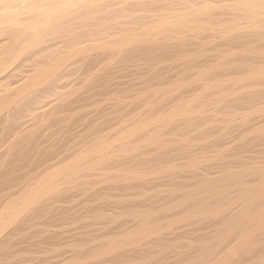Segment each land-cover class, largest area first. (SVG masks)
I'll return each mask as SVG.
<instances>
[{"label":"rangeland","instance_id":"obj_1","mask_svg":"<svg viewBox=\"0 0 264 264\" xmlns=\"http://www.w3.org/2000/svg\"><path fill=\"white\" fill-rule=\"evenodd\" d=\"M218 25L213 24L210 36L196 31L195 38L194 33L185 34V42L176 41L170 61H125L124 54L111 52L113 57L109 52V58L108 51L105 55L96 51L102 61L87 70L85 61L98 60L94 50L66 58L60 64L64 68L59 65L56 76L39 83L35 94L15 98L9 111L0 113V264H201L209 247L228 233L237 235L210 264L260 260L264 200L248 215V224L240 225L238 218L251 202L244 190L259 184L252 173L264 167V83L248 80L250 72L264 67V49L260 50L264 38L260 46L246 43L247 49L237 40L234 48L233 41L239 37L229 38L235 44H227L230 48L218 46L224 36H230L216 32ZM212 38L217 41L214 46ZM250 44H258L259 51L256 46L251 50ZM179 46L187 51L179 52ZM190 46H195L198 56ZM76 58L83 60L84 65L79 64L83 70L75 69L81 68L80 59L77 66L73 63ZM22 63L26 69L20 63L13 72L21 80L32 68ZM64 63L73 65L66 70ZM17 71L22 74L18 76ZM217 83L222 86L208 88ZM197 98L202 102H196ZM61 104L62 110L54 112V106ZM185 108H191L190 116L179 113ZM176 111L175 121L157 123L159 116ZM8 124L15 128L11 133ZM141 124H149L148 129L127 136ZM102 140L112 141L113 148L84 159L76 171L54 176L56 188L33 197L51 171L64 170L68 162L81 152L91 153ZM49 164L53 166L43 171ZM90 164L96 167L89 169ZM200 203L207 205L206 212ZM226 214L232 223L222 219Z\"/></svg>","mask_w":264,"mask_h":264},{"label":"bare ground","instance_id":"obj_2","mask_svg":"<svg viewBox=\"0 0 264 264\" xmlns=\"http://www.w3.org/2000/svg\"><path fill=\"white\" fill-rule=\"evenodd\" d=\"M225 2H227V0H0V87H1L0 88V113L3 110H5V112H7V110H8L7 108H9L10 105L12 104L11 102L14 100H17L15 98H18L19 96L25 98V96H27L28 94H31V92L36 91V87H38L39 83L41 84V82L44 79L53 77V75L55 74L56 68L60 64H63L62 62L64 59H65L64 62L66 63L67 62L66 58L69 59L72 56H75L79 53L84 54L83 53L84 51L85 52L89 51V53H90V51L94 50L93 53H95L96 55H97L96 51L99 52V54L101 52L106 53L108 51V55H109V52H110V54H111V52H116L115 55L111 54V56H113V55L116 56L117 53H121L122 56L124 54L123 57H125V55H126L125 58H127L126 60L123 59L125 61H128V59L129 60L131 59L130 61H132V58H133V60L138 58V59L144 60V61L151 60L152 62L160 63L162 61L172 59L175 56L176 53L174 51L178 45L177 44L178 42H176V41H179V39L181 41L186 40V39H183L185 34L190 35V32H191V34H193L194 31H196L201 35H207L210 31L214 30L212 27L213 24H215V23L217 24L218 22H220L221 25H218V26H220V28L219 29L217 28L215 31L220 32V34L224 33V34H228L230 36L227 39V36L223 35L226 39H224V40L222 39V42H218L217 45L218 44L219 45H223V44L227 45L230 43V41H232L230 39L234 40L235 38L239 37L238 39H235L233 42L235 44L237 41H238V43L240 42V44H241V45L239 44L240 47H244L243 45H246L245 48L246 49H247V47L249 48V44H248V46L246 44L248 42L252 43L253 45H254V43L258 42L259 45L255 44V46L256 45L260 46V44H261L260 42H262V40L260 41V39L264 38V13H262L259 8L235 9V8H223V7L213 8V7L201 6V5H211L213 3L223 4ZM181 5H184V6H181ZM224 22H227L225 24L230 23L231 25H225V24H223ZM221 26H223V27L221 28ZM214 27H215V25H214ZM245 27H246V29H245ZM242 28H244L245 31L242 30ZM210 33L208 34L209 36H210ZM194 34L196 35L197 33H194ZM199 34H197V35H199ZM233 34H235L237 36L235 37V35H234V37H233ZM197 35L196 36L193 35L194 38L197 37ZM257 37H259V38H257ZM189 38L194 40L193 37H189ZM218 39H219V37H218ZM213 40H214L213 41V46H214V42L216 41V39H213ZM225 40H228V41L230 40V41L226 42ZM181 41H180V43H181ZM218 41H220V39ZM263 41H264V39H263ZM183 42H185V41H183ZM233 42H231L230 44H234ZM194 43H196V42H194ZM194 43H192V44L195 45ZM262 43L264 45V42H262ZM182 44H184V43H182ZM182 44H180V45H182ZM252 44H250V45H252ZM211 45H212V43H211ZM234 45H232V46L234 47ZM236 45L234 48L238 47V45L237 46ZM263 45L261 44L262 47H260V48H262V49H260V50L264 49ZM188 46H189V44H188ZM218 46H217L216 50L219 54L220 51H218V50H220V47L218 48ZM255 46L251 47V50H255V49H253V48H255ZM258 46H256V49L259 48ZM179 47H181V46H179ZM182 47L180 48L179 52H181L182 50H184L186 48V47H184V48H182ZM190 47H192V46H190ZM194 47H192V50H194L193 49ZM233 47H231V48H233ZM202 49L203 48H200L201 51H202ZM200 50L198 49L199 52H200ZM257 50L255 52H257ZM195 51L196 50H194L192 52V54H194ZM46 52L48 54L50 53L51 56H48V54ZM188 52H185V53L188 54ZM43 53H44V55L47 54L48 59H47V56H43ZM105 53H104V55H105ZM40 54L42 55L43 58L46 57V59H42V57L39 58ZM95 54H93V56H95ZM192 54H189V55L191 56ZM87 55H89V54H87ZM100 55H103V54H100ZM194 55L198 56L196 54H194ZM109 56H107V57H109ZM111 56L109 58H112ZM179 56L180 55H178V57ZM186 56L187 57H184V59L189 58L188 55H186ZM260 56H261V54H260ZM96 57L98 59L99 55L95 56V58ZM223 57L224 56L222 55V59H223ZM91 58H94V57H91ZM119 58H118L119 60H122L121 55H119ZM182 58H183V56H182ZM192 58L194 59L193 56H192ZM217 58H219V57H217ZM77 59L79 60L80 58L74 59L73 63L76 64ZM138 59H137V62H138ZM193 59H192V61H194ZM226 59H224V61ZM231 59H233V57ZM81 60L82 59H80V61ZM95 60L96 59H90L87 61L84 60L85 66H83L84 65L83 60L81 62L79 61L80 63L78 62L77 64H78V66L81 65L83 67H86L87 70H90L91 68H95V66H94L95 63L97 61H99L100 59H98L96 61ZM185 60H187V59H185ZM189 60H191V57ZM208 60H209V58H208ZM23 61H26V63H29L27 61H30L31 65L29 63L28 66L29 67L32 66V68L29 69L30 70L29 74H27L26 71L23 72V73H26V76H23L24 75L23 74L22 75L23 77L21 76L22 80L20 79V77H18L20 79L19 80L17 78V76H15L14 70H16V68H18V66H20L19 65L20 63H21V65H23V68L26 69L27 65H26V67H24V64L22 63ZM101 61H99V62H101ZM178 61H180L182 63L181 60L178 59ZM210 62H212V61H210ZM82 63H83V65H82ZM174 63H175V61H174ZM199 63H200V61L198 62V64ZM205 63H206V61H205ZM221 63H219V64L222 65L223 63L222 64ZM77 64H76V66H77ZM102 64H103V62H102ZM106 64H107V62H106ZM189 64H190V62H189ZM44 65L45 66L50 65V66L44 67ZM71 65H73V64H71ZM71 65L68 64V66H71ZM157 65H156V67H157ZM204 65H206V64H204ZM60 66H63V68H64V65H60ZM68 66L66 67V64H65L66 70H67V68H69ZM102 67H104V66H102ZM240 67L241 66L239 65V68ZM99 68H100V66H99ZM75 69H82V67L81 68L76 67ZM19 71H20V69H19ZM19 71H17L18 76L20 73L22 74V72H19ZM22 71H24V69ZM153 71H155V70H153ZM156 71H157V69H156ZM63 72H64V69H63ZM80 73L78 72V74H80ZM89 73H91V72L89 71ZM150 73H152V72H150ZM155 73H157V72H155ZM78 74H76V75H78ZM172 74H173V72H172ZM13 76L16 77V80ZM54 76H56V74ZM57 76H58V74H57ZM61 76H63V75H61ZM61 76H60V78H61ZM82 76L87 77V75H82ZM95 76H96V74L93 73L92 77L94 78ZM69 77H70V75H69ZM86 77H84V78H86ZM147 77L148 76H146V78ZM84 78L82 77V79H81L79 76V79H81V80H83ZM139 78H141V77H139ZM248 78H249L248 79L249 83H252L253 81L264 83V67H262V69H256L252 73L250 72V74L248 75ZM52 79H54V78H52ZM64 79H66V78H64ZM96 79H97V77H96ZM149 79H151V78H149ZM251 79H253V81ZM55 80H57V79H55ZM66 80H68V78ZM85 80H87V79H85ZM250 80L252 82H250ZM146 81L148 82V80H146ZM43 82L46 83V81H43ZM235 83H237V82H235ZM241 84H243V83H241ZM42 85H44V84H42ZM42 85L40 86L41 88H42ZM211 86L212 87H208V88L215 89L216 87H220L222 85L217 83L216 85L214 84V86L213 85H211ZM53 88H52V90H53ZM55 88H57V87H55ZM52 90H50V91H52ZM46 91H48V89ZM263 92H264V90H263ZM56 93H58V92H56ZM255 93H258V91ZM34 94H35V92H34ZM204 95H208V93L207 94L205 93ZM201 96H203V95H201ZM201 96H200V98H201ZM198 100L196 102L201 103L203 99H201V101L200 100L198 101ZM30 102L28 100V103H26L25 106L26 107L29 106ZM198 103H195V104L197 105ZM251 103H253V102H251ZM243 105H245V104H243ZM62 106H63V104H61V106H59V107L54 106V107H56V108H54L55 109L54 112L59 111L60 109L62 110V108H63ZM20 107H22V106H20ZM23 108H24V106H23ZM19 109H21V108H19ZM22 109H21V111H22ZM190 109L185 108V109H182L181 112L176 111L175 113H172L169 116L168 115L164 116V117L159 116L158 119H156V121H157V123L162 121V123H167V124L169 123L170 124L171 122H173V120L175 121L174 117H175V115H177V112H179L180 114L189 115L191 113ZM3 112H2V115H3ZM10 113L11 112H9V114ZM18 114H20V113H18ZM5 116H7V114ZM11 116L9 115V117H11ZM188 118H190V117H188ZM149 124L139 125L137 128L132 129L133 131L128 132L127 136L132 137L134 135L140 134V131L142 132V130L149 127ZM8 125L9 126L7 127V131L11 133V131H14L15 128L12 124H8ZM147 129H145V130H147ZM145 132H147V131H145ZM143 133H144V131H143ZM123 136H125V135H123ZM127 136H125V137H127ZM125 137L122 139L123 140L126 139ZM120 140H121V138H120ZM156 140H157V138H156ZM102 141L100 142V144H98V146L96 145V147H94L93 150L92 149L90 150L91 153L85 152L86 154L85 153L83 154V152H81L80 153L81 155L79 154L78 157L76 156V159L74 158V160H72V163L68 162L69 164L67 163V165L64 166V168H65L64 170H62V168H61L60 171H58L59 170V168H58V169H56L57 172L55 171V173H54V171L53 172L51 171V173H49L47 176H45L43 180L41 179L42 180L41 183L39 182V185L37 184L38 187L35 189V192H33V197L37 198L36 195H39L40 193H41L40 195H42V192L44 190L46 191L49 189L51 192L50 187L56 188V187H54L55 185L53 186L54 176L57 177L58 174H63V172H64V174H66L67 172L72 171L73 169L75 170L76 167L78 165H80L81 162H84L83 161L84 159L86 161L87 160L86 158H88V157L92 158L93 154L95 156H96V154H97V156H99L100 154L104 155L109 149L113 148L112 144H111L112 141L110 142V144L106 143L105 141H103V142ZM152 141H154V139ZM112 151H113V149H112ZM99 158L102 159V157H99ZM95 161H93V162H95ZM93 164H99V162L97 161ZM51 166H53V165H50V164L48 166L46 165V167L43 169V171H46ZM90 166H92V164L89 165V167H88L89 169H90ZM93 166L96 167V165H93ZM93 166H92V169H93ZM254 171H253L254 173H252V175L255 174L254 176L259 180V184H258V186H255L252 188L249 187V188L244 190V192L247 194V197L250 198L251 202L247 204V206L244 209L245 211L243 213H241V216H239L240 218H238V223L240 225L248 224V221H250V217H248V215L252 211L256 212L257 209L255 210L254 208H257L256 205L258 203H261V201L264 200V167L256 169ZM47 173H48V171H47ZM71 174H72V172H71ZM231 178H233V177H231ZM208 181H210V180L208 179ZM212 183L213 182H211V181L208 182V186H210V184H212ZM210 187L212 188V185ZM210 187H207V188H210ZM53 188H52V190H54ZM212 190H214V189H212ZM45 191H44V193L48 192V191H46V192ZM194 196H192V197H194ZM33 197H32V200L34 199ZM200 205H201V203H200ZM206 206L201 205L200 206L201 210L203 209V211H205ZM204 207H205V209H204ZM219 209L221 210V208H219ZM200 212H202V211H199V213ZM229 215L230 214H226L222 219L224 220L226 218V220H228V221H230V223H232V219L230 218ZM227 218H229V219H227ZM238 223H236V224H238ZM235 235H237V233H232V234L228 233L227 236H225L224 240H221V242L219 241L220 245L217 244L218 243L217 242V243H215L217 245H214L213 247H209V249L207 250V255L205 256L206 258L203 259L201 262H203L204 260L205 261L203 263H201V262H199V263L208 264L211 261V259H213L214 257H217L220 254V252L222 253V250H224L223 248L231 242V240L235 237Z\"/></svg>","mask_w":264,"mask_h":264},{"label":"snow or ice","instance_id":"obj_3","mask_svg":"<svg viewBox=\"0 0 264 264\" xmlns=\"http://www.w3.org/2000/svg\"><path fill=\"white\" fill-rule=\"evenodd\" d=\"M184 6V5H181ZM213 8H235V9H250L259 8L262 13H264V0H227L223 4L213 3L211 5H201ZM262 218H264V213H262ZM223 264H236L233 260L224 261ZM252 264V262H249ZM254 264H264V255L261 256L260 260L254 262Z\"/></svg>","mask_w":264,"mask_h":264}]
</instances>
